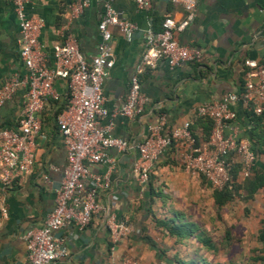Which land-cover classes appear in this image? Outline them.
I'll list each match as a JSON object with an SVG mask.
<instances>
[{
  "label": "crops",
  "instance_id": "0c3cea01",
  "mask_svg": "<svg viewBox=\"0 0 264 264\" xmlns=\"http://www.w3.org/2000/svg\"><path fill=\"white\" fill-rule=\"evenodd\" d=\"M79 1L30 0L28 4V12L44 21L38 40L49 66L54 63L55 46L71 38L76 40L85 58L90 60L98 54L103 0H89L83 12L74 15L72 7ZM113 6L122 19L136 28L128 39L118 26L110 27L114 64L103 84L105 106L110 115L102 123L111 122L112 133L127 139L131 145L144 140L149 126L157 124L161 117L165 119L167 130L187 121L194 125L198 107L240 91L247 61L258 60L264 54V0H199L195 16L176 32V37L180 44L197 48L201 55L174 67L161 59L155 67L142 72L141 90L149 100L141 115L129 118L119 111L126 101L131 76L145 52V31H156L167 17L180 23L187 13L183 5L174 0H151L149 9H140L134 0H113ZM20 38L19 21L12 3L0 0V84L12 77L21 78L27 72L20 56ZM53 88L55 95L41 113L42 126L34 139V169L8 187L0 183V264H30L24 235L29 228L44 225L64 177L67 152L57 118L68 99L66 79L56 78ZM25 98L26 90L21 87L0 106V129L19 128ZM232 108L237 114L232 124L238 136L250 142L252 139L261 141L259 161L264 163V134L261 140L255 138L250 109L241 102L233 104ZM195 132L202 140L201 127L196 126ZM108 153L114 164L110 186L98 194L102 210L83 229L69 222L56 232L64 241L67 255L51 264H124L127 255L136 257L139 264H169L175 257L171 260L167 253L175 245L167 240L176 241L161 221H167L175 212L185 215L195 234L210 233L211 222L215 221L211 207H219L215 188L203 175L182 165V149H169L151 167L150 182L146 185L139 182L134 169L139 156L134 147L125 152L111 148ZM108 170L107 164L91 167V173L96 175ZM149 183L158 194H152ZM238 197L221 206L225 212L230 210V202L239 201ZM240 198L246 208L258 198L264 202V186L253 197ZM244 207L242 212L246 210ZM203 211L207 213V222L201 214ZM110 215L126 220L131 229L114 249L106 225Z\"/></svg>",
  "mask_w": 264,
  "mask_h": 264
},
{
  "label": "built area",
  "instance_id": "2783aa9c",
  "mask_svg": "<svg viewBox=\"0 0 264 264\" xmlns=\"http://www.w3.org/2000/svg\"><path fill=\"white\" fill-rule=\"evenodd\" d=\"M18 17L21 32L20 56L27 69L21 77L6 79L0 84V106L10 100L19 88H25L26 98L19 117V128L0 129V183L10 186L15 179L30 173L35 167V135L42 126L41 113L55 95L53 83L56 78L67 81L69 103L58 115L59 130L67 152V166L64 177L56 190L55 203L41 227L29 228L25 235L30 264H51L67 255L64 241L56 232L67 223H74L79 229L85 228L93 216L102 210L98 201L101 190L110 186V172L114 159L109 149L125 152L134 147L139 156L134 165L142 185L149 181L151 167L171 147L173 141L181 146V163L191 171L203 175L214 188L222 189L232 180L233 154L242 162V174L248 176L257 162V156L247 138H240L232 122L236 111L232 105L243 103L263 117L264 124V54L258 60H249L243 70V87L221 99L201 104L196 116L213 120L210 139L202 145H195L191 121L167 130L165 119L150 125L147 137L131 143L112 133V123L102 121L110 113L105 106L103 84L114 64L111 46V26H118L131 39L135 25L120 17L113 6V0H103L104 11L98 24L101 41L98 54L92 59L85 58L76 40L71 38L56 45L53 51V66L47 64L38 37L44 25L43 19L28 12L30 0H9ZM140 9L151 8V0H134ZM183 5L187 16L180 23L172 18L164 19L162 29H148L144 33L145 52L140 64L130 79L126 101L119 111L122 115L135 118L144 112L148 97L141 90L140 75L147 68L155 67L161 59L171 67L192 61L201 55L193 47L182 45L176 32L185 28L195 16L199 0H174ZM89 5L81 0L72 7L78 15ZM230 130V133H227ZM180 149V150H181ZM95 164H107L109 170L96 175L91 173ZM3 208V213L6 214ZM110 233L111 248L128 236L131 229L126 220L110 215L106 220ZM124 264H139L136 257L127 255Z\"/></svg>",
  "mask_w": 264,
  "mask_h": 264
},
{
  "label": "rangeland",
  "instance_id": "374dc122",
  "mask_svg": "<svg viewBox=\"0 0 264 264\" xmlns=\"http://www.w3.org/2000/svg\"><path fill=\"white\" fill-rule=\"evenodd\" d=\"M261 198V197H260ZM239 201L230 202L229 211L224 208L211 207L212 217L215 221L212 229L207 234L201 233L208 238L211 247L201 243L196 238H188L184 244L167 240L170 245H175L167 254L170 259L180 260H201L210 264H264L261 260V242L257 239V234L261 229L262 217L264 215V202L260 199L252 202L250 207H244V201L238 197ZM205 210H207V205ZM246 208L242 212L241 209ZM207 222L206 211L201 212ZM209 222V221H208ZM207 227H205L204 231ZM169 264H178L176 260Z\"/></svg>",
  "mask_w": 264,
  "mask_h": 264
},
{
  "label": "trees",
  "instance_id": "16d2710c",
  "mask_svg": "<svg viewBox=\"0 0 264 264\" xmlns=\"http://www.w3.org/2000/svg\"><path fill=\"white\" fill-rule=\"evenodd\" d=\"M163 24V23H162ZM162 29V26L158 28L156 31ZM246 66H244V69ZM243 69V70H244ZM69 103V96L66 101V104L61 109V112L68 106ZM60 112V113H61ZM252 114V120L254 122V135L255 138L261 140V136L264 134V124H263V117L256 115L253 110L250 109ZM59 113V114H60ZM201 127L202 129V140L195 132V127ZM213 128V120L209 117H197L195 124L191 125L192 135L195 139V145H202V143H206L210 139L211 131ZM253 135V136H254ZM256 139V140H257ZM203 141V142H201ZM261 141H255L254 139L251 140V148L254 151L255 155L257 156V162L255 166L252 168L250 175L244 176L242 174V162L237 154H233V168L231 171L232 180L231 182L223 187L222 189L215 188L214 195L216 204L221 207L229 201H232L235 196H240L244 200L253 197L255 192L264 186V163H260L259 158L261 154ZM181 149L179 142L173 141L171 147L169 149ZM151 178V173L149 177V182ZM149 188L152 194H158L154 187L149 183ZM161 224L167 229L168 233L175 238V241L184 244L185 241L190 238H196L203 244L211 247V243L208 238L203 237L202 235L195 234L192 228V224L185 219V215L180 212H175L173 216H171L167 221H161ZM257 239L261 242V249L263 254H261V260L264 261V224L262 225L261 229L257 234ZM178 264H210L202 262L201 260L189 259V260H180L176 259Z\"/></svg>",
  "mask_w": 264,
  "mask_h": 264
}]
</instances>
